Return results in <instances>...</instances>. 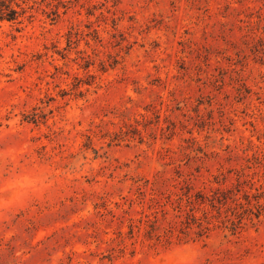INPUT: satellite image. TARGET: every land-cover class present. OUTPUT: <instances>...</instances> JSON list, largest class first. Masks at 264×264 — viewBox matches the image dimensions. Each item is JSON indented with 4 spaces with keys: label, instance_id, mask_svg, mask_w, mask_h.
I'll use <instances>...</instances> for the list:
<instances>
[{
    "label": "rangeland",
    "instance_id": "rangeland-1",
    "mask_svg": "<svg viewBox=\"0 0 264 264\" xmlns=\"http://www.w3.org/2000/svg\"><path fill=\"white\" fill-rule=\"evenodd\" d=\"M0 264H264V0H7Z\"/></svg>",
    "mask_w": 264,
    "mask_h": 264
},
{
    "label": "trees",
    "instance_id": "trees-1",
    "mask_svg": "<svg viewBox=\"0 0 264 264\" xmlns=\"http://www.w3.org/2000/svg\"><path fill=\"white\" fill-rule=\"evenodd\" d=\"M19 16L20 12L7 3V0H0V20L15 21Z\"/></svg>",
    "mask_w": 264,
    "mask_h": 264
}]
</instances>
